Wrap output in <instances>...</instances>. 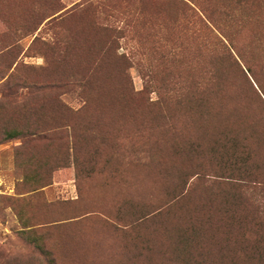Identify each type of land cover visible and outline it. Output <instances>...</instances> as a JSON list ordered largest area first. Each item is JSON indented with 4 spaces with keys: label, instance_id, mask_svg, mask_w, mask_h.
I'll return each instance as SVG.
<instances>
[{
    "label": "rangeland",
    "instance_id": "1",
    "mask_svg": "<svg viewBox=\"0 0 264 264\" xmlns=\"http://www.w3.org/2000/svg\"><path fill=\"white\" fill-rule=\"evenodd\" d=\"M179 1L0 0V132L24 135L0 141V264H257L245 225L205 220L215 206L211 141L168 78L172 48L196 28L190 10L211 15L236 0ZM207 47L195 70L216 54ZM75 74L93 83L88 107L77 89L20 85L13 99L6 90ZM43 130L55 131L52 144ZM199 167L208 175H194ZM182 185L186 202L172 203Z\"/></svg>",
    "mask_w": 264,
    "mask_h": 264
},
{
    "label": "trees",
    "instance_id": "2",
    "mask_svg": "<svg viewBox=\"0 0 264 264\" xmlns=\"http://www.w3.org/2000/svg\"><path fill=\"white\" fill-rule=\"evenodd\" d=\"M259 3L258 6L255 0H251V3L244 5V2L236 0L211 15L198 9L196 13L190 10L186 19L196 28L184 36L185 43L179 44L180 49L172 48L168 78L176 86L175 92L180 93L182 100L179 104L188 109L191 117H196L200 133L211 141L208 152L212 153L216 162L209 165L208 172L214 173L211 183L215 206L205 220L236 228L245 225L246 235L252 237V240L245 238L247 249L257 264H264V28H259L260 24L264 26V0ZM195 42H198L200 49L192 47ZM207 46H212L216 54H203V67L195 70L193 67L199 58V50L209 52ZM225 60L244 76L246 91L230 81L232 77L224 65ZM75 76L60 75L40 84L16 82L13 86L7 84L6 90L9 91V99H13L10 93L20 85L27 90L49 95L55 91L66 94L69 90L77 89L82 99L81 107H88L89 89L93 83L85 76ZM120 85H124L123 81L118 83ZM119 91L114 87L108 94L116 95ZM133 95L128 93V99L135 100ZM56 103L62 111L71 114L72 111L59 99H56ZM153 104L161 105L160 101ZM115 105L120 106V103ZM71 125L65 126L69 129V138L74 147ZM54 132L40 131L41 138L50 145L54 141ZM64 132L61 130L60 136L66 138ZM0 135L1 142L24 138L23 132L16 128L4 129ZM72 152L74 154V149ZM199 168L201 171L194 175H208L204 174L203 167ZM184 171L180 170L177 174L178 186L187 173L189 175L187 169ZM179 192L172 197V203L180 205L186 202L188 190L183 192L182 185ZM14 260L9 258L5 263Z\"/></svg>",
    "mask_w": 264,
    "mask_h": 264
}]
</instances>
